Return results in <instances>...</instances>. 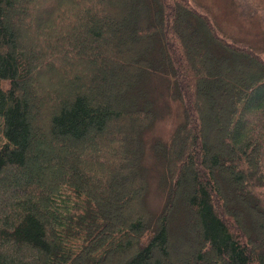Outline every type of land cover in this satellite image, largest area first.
<instances>
[{"label": "trees", "instance_id": "obj_1", "mask_svg": "<svg viewBox=\"0 0 264 264\" xmlns=\"http://www.w3.org/2000/svg\"><path fill=\"white\" fill-rule=\"evenodd\" d=\"M255 46L191 0H0V264H264ZM165 94L183 118L151 143L152 214Z\"/></svg>", "mask_w": 264, "mask_h": 264}, {"label": "rangeland", "instance_id": "obj_2", "mask_svg": "<svg viewBox=\"0 0 264 264\" xmlns=\"http://www.w3.org/2000/svg\"><path fill=\"white\" fill-rule=\"evenodd\" d=\"M201 11L213 20L217 28L231 40L257 45L264 55V0H191ZM258 49V48H257ZM158 93L165 91V84L157 81ZM166 93V91H165ZM99 96V93L97 92ZM156 107V104H155ZM155 117L144 135V163L147 175L146 204L152 214H157L166 199L164 166L154 158L151 143L156 140L168 141L177 124L183 118V108L179 101L159 97ZM97 149V147H94ZM106 184V182H104ZM114 199V196H112ZM111 197V198H112ZM183 251L176 256H182ZM155 255V254H154ZM156 257V255H155Z\"/></svg>", "mask_w": 264, "mask_h": 264}]
</instances>
